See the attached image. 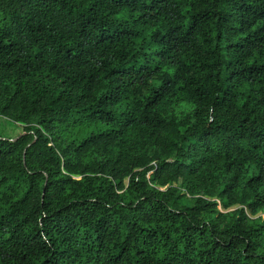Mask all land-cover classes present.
Returning <instances> with one entry per match:
<instances>
[{
  "label": "trees",
  "instance_id": "1",
  "mask_svg": "<svg viewBox=\"0 0 264 264\" xmlns=\"http://www.w3.org/2000/svg\"><path fill=\"white\" fill-rule=\"evenodd\" d=\"M0 119V264H264V0H0Z\"/></svg>",
  "mask_w": 264,
  "mask_h": 264
},
{
  "label": "rangeland",
  "instance_id": "2",
  "mask_svg": "<svg viewBox=\"0 0 264 264\" xmlns=\"http://www.w3.org/2000/svg\"><path fill=\"white\" fill-rule=\"evenodd\" d=\"M23 132V126L14 124L13 122L6 120V119H0V136L6 137V138H16ZM239 208V206L231 208V210H235ZM219 209L221 211H224L221 206H219ZM226 212V211H224Z\"/></svg>",
  "mask_w": 264,
  "mask_h": 264
},
{
  "label": "water",
  "instance_id": "3",
  "mask_svg": "<svg viewBox=\"0 0 264 264\" xmlns=\"http://www.w3.org/2000/svg\"><path fill=\"white\" fill-rule=\"evenodd\" d=\"M16 139H13L12 141H15Z\"/></svg>",
  "mask_w": 264,
  "mask_h": 264
}]
</instances>
